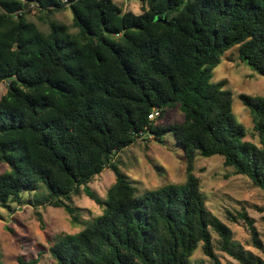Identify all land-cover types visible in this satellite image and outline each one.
Returning <instances> with one entry per match:
<instances>
[{
	"label": "trees",
	"instance_id": "obj_1",
	"mask_svg": "<svg viewBox=\"0 0 264 264\" xmlns=\"http://www.w3.org/2000/svg\"><path fill=\"white\" fill-rule=\"evenodd\" d=\"M139 1L136 14L113 0H0V83L7 82L0 96V207L43 189L34 204L61 207L73 223H80L73 195L82 191L101 208L48 248L56 264H190L198 243L214 264L217 246L238 264H264L207 209L193 173L198 154L217 155L264 193V96L238 95L251 113L254 143L232 112L225 82L211 80L234 46L240 61L264 76V0ZM32 6L48 31L27 19ZM66 8L71 26L50 18ZM173 107L180 122L154 123ZM155 109L159 115L149 119ZM150 134L162 144L173 135L185 183L139 192L120 170L117 153ZM104 169L115 181L101 198L88 183ZM227 213L245 222L264 254L247 213Z\"/></svg>",
	"mask_w": 264,
	"mask_h": 264
},
{
	"label": "rangeland",
	"instance_id": "obj_2",
	"mask_svg": "<svg viewBox=\"0 0 264 264\" xmlns=\"http://www.w3.org/2000/svg\"><path fill=\"white\" fill-rule=\"evenodd\" d=\"M124 10L139 13V0H113ZM28 7V5H27ZM41 12L35 6L27 19L35 23L40 30L48 31L47 24L40 18ZM44 18V17H43ZM50 18L71 26L72 14L69 8L50 14ZM71 31H74L71 28ZM238 46L225 52L220 63L213 69V82L224 81V89L232 95V112L246 130V139L258 143L253 130L252 116L238 95L264 96V76L252 70L240 61ZM7 90V82L0 83V96ZM156 125H168L182 120V113L177 107L166 109L160 118L154 119ZM139 138L116 155V161L122 172L130 179L139 192L156 190L166 184L181 185L186 182V163L180 145L173 135L166 136L165 143H159L152 134ZM6 168L0 164V172ZM193 173L198 178L205 196V204L222 222L229 226L232 241L241 245L249 253L264 258L261 250L255 248L251 233L241 219L233 221L227 212L236 214L245 211L253 220L258 240L264 247V193L254 186L250 179L234 175L232 168L222 164V158L214 155H197ZM115 175L110 169H104L88 183L91 190L101 198L114 183ZM45 191L37 190L23 195L22 204H12L8 209L0 207V264H19L18 258L25 261L36 259L35 264H56L48 248L63 234H74L101 214V208L82 191L71 198V205L76 209L80 223H73L71 216L61 207L35 205L37 198H42ZM35 203V204H34ZM217 236L213 234L214 245ZM203 243H198L189 258L190 264H214L203 252ZM219 264H238L233 258L215 248Z\"/></svg>",
	"mask_w": 264,
	"mask_h": 264
},
{
	"label": "built area",
	"instance_id": "obj_3",
	"mask_svg": "<svg viewBox=\"0 0 264 264\" xmlns=\"http://www.w3.org/2000/svg\"><path fill=\"white\" fill-rule=\"evenodd\" d=\"M63 2H67V0H63ZM159 115V111L157 109L152 110L151 113L148 115L149 119H154Z\"/></svg>",
	"mask_w": 264,
	"mask_h": 264
},
{
	"label": "water",
	"instance_id": "obj_4",
	"mask_svg": "<svg viewBox=\"0 0 264 264\" xmlns=\"http://www.w3.org/2000/svg\"><path fill=\"white\" fill-rule=\"evenodd\" d=\"M27 5H28V3H25V4H24V8H26V7H27Z\"/></svg>",
	"mask_w": 264,
	"mask_h": 264
}]
</instances>
